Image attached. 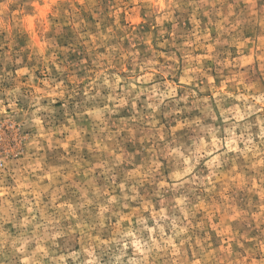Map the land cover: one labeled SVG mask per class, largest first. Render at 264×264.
I'll return each instance as SVG.
<instances>
[{
  "label": "clouds",
  "instance_id": "obj_1",
  "mask_svg": "<svg viewBox=\"0 0 264 264\" xmlns=\"http://www.w3.org/2000/svg\"><path fill=\"white\" fill-rule=\"evenodd\" d=\"M13 2L17 0H0V73L14 82V87L0 94V118L14 121L21 112L18 99L23 95V85L15 71L6 70L8 65L20 66V72L28 77V87L39 90V85L32 83L36 79L35 69L24 64L21 53L30 52V58L43 65L42 83L46 87L40 94L28 92L33 109L30 126L37 134L27 147L35 151L25 154L23 160L0 158V264H264V83L260 79L254 82L248 75L249 68L241 71L244 65L254 64L255 57L264 78V4L261 0H109L106 9L98 7L100 0H23L21 17L11 23L8 11ZM189 9L193 17L206 9L203 15L209 17L207 27L215 28L218 33L216 44L242 45L235 61L221 60L219 54L212 56L217 76L223 77L227 70L228 75L223 79L227 91L216 88L213 77L198 67L188 68L180 85L153 82L155 55L138 64L134 52H129L132 71L122 76L127 62L119 59L120 46L110 45L108 53L94 61L95 76L85 84L82 106L76 105L82 110L74 114L75 119L67 118L68 135L52 140L51 130L45 131L42 113H52L55 109L51 102L45 107L40 101L49 92L61 98L78 95L82 83L75 81V87L69 90L64 79L53 78L46 72L50 64H57L61 74L66 71L59 58L68 49L62 50L56 42L66 25L75 33L77 43H87L94 49L109 45L118 32H127L141 10L146 22L159 26L161 37L166 31L165 22H173L175 35L179 29L176 20ZM84 11L95 14L97 25L109 16L118 21L120 13H125L130 24L122 27L118 22L110 23L104 25V30L97 27V43L93 44L88 39L92 26L84 23ZM213 16L220 17L218 23L213 24ZM249 26L254 31L246 37L244 31ZM47 32L52 33L51 38L46 37ZM24 33L31 39L20 52H14L15 36ZM81 35L83 40L79 39ZM208 40L206 33L198 34L196 40H189L188 47L179 51L186 56L190 49L205 47ZM249 42L250 55L245 56ZM86 64L87 60L81 61V65ZM113 68L115 73L110 74ZM192 71L196 75L189 76ZM201 77L208 83L199 91L203 93L211 88L213 96L201 97L185 87ZM178 87L183 89V95L177 96ZM104 89L109 91L106 96L101 95ZM189 101L199 115L184 119L182 114L192 111ZM126 107L129 118L119 120L121 126L110 123L112 115ZM28 115L24 113L25 117ZM86 116L93 125L91 144L84 142L85 128H80L79 133L72 130L78 127L77 120ZM169 117L175 128L161 123V119L167 121ZM177 130H181L180 137ZM59 131L63 133L65 129L62 127ZM125 131L129 139L139 144L135 152L127 153L121 146V133ZM138 133L145 143L137 140ZM183 136H187V141ZM45 141L49 147L55 143L66 151L70 147L73 150L87 147L93 153H104L106 158L97 167L103 169L101 174L111 183L100 189L95 186V178L88 180L80 186L75 202L58 207L57 193L62 194L71 184L56 179L61 175L59 170L54 171L50 184H41L47 168L46 165L41 168L45 161L41 155ZM141 150L147 154V160L127 171L117 184L113 170L120 164L135 165V157L142 154ZM162 169L167 170L166 175ZM62 174L70 180L74 171L66 166ZM225 176L221 191L214 193L217 178ZM56 184L62 187L51 194L54 199L43 204L44 190ZM145 185L154 188L151 196L141 195ZM224 185L228 186L227 193ZM233 190L246 191L259 199L255 202L249 199L246 208H237ZM204 192L208 195L204 196ZM154 207L158 210L154 211ZM48 209L53 211L49 213ZM217 214L223 222L211 225L209 222ZM197 215H200L198 221ZM233 219L238 224L229 230L227 221ZM213 230H218L219 239L225 242L214 250L211 249ZM105 255L109 256L107 262Z\"/></svg>",
  "mask_w": 264,
  "mask_h": 264
},
{
  "label": "rangeland",
  "instance_id": "obj_2",
  "mask_svg": "<svg viewBox=\"0 0 264 264\" xmlns=\"http://www.w3.org/2000/svg\"><path fill=\"white\" fill-rule=\"evenodd\" d=\"M109 0H100L98 7L107 8ZM261 3L264 4V0H261ZM23 0H17V2H13L8 11V19L11 23H14L17 17H21L23 11ZM202 10L195 17L191 14V9L184 14L182 18H178L176 23L179 25V29L173 35V22H165L163 28L166 29L164 35L161 37L159 35V26L153 25L150 22H146L144 17V10H141L140 16L137 17L136 21L132 24L131 27H127V32L121 31L117 33L115 39L109 42V45H102L99 47H95L94 49L90 47L87 43H77V37L70 26H65L63 34L57 37V45L63 50L68 49L66 55H61L60 60L64 62L66 66V71L61 74L58 71L57 64H50L46 70L47 75L53 78L64 79L66 84L69 86V90L72 87H75V81L80 80L82 83L79 85V93L78 95H65L63 98L56 95L55 93L49 92L48 95L44 96L40 101L41 105L47 106L49 102H51V106L55 109L52 113H42L44 117L45 123V131L49 132V135L52 137V140H60L68 135L70 124L67 119L68 116H72L75 119V113L78 110L76 105L81 104L83 102V89L85 84L90 83L89 78H94L95 72L97 70V64L94 61L97 60L98 57H103L109 51L110 45H119V59L122 61H126L124 64L125 71L121 73V75H126L127 72L132 71L131 61L129 59V52L136 53L137 63H142L144 61L151 60L155 55V66H154V75L153 82L159 83H167L170 85H180L182 81V77L185 74V71L188 68L196 69L197 67L201 72H205L208 75L213 77L212 83L216 86V88H221L224 91H227V87L223 84V79L227 77L228 73L225 70L224 76H217V65L214 62L212 56L214 54H219L218 58L221 60L231 59L235 61L239 55V50L241 46H229L225 44L223 46L216 44L217 41V30L215 28H208L209 17L203 15ZM179 17V13L176 14ZM84 17V23L90 24L92 26V32L89 34L88 39L92 40L93 44H96L97 41L95 39V30L98 27L100 30H104V25L110 23L118 22L122 27H125L130 24V22L126 19L125 13H120V19L117 21L115 18L109 16L107 20L104 21L103 24L97 25L95 14L84 11L82 13ZM193 19L197 22L193 23ZM213 24L219 22L220 17L213 16L212 18ZM34 30V27L33 29ZM254 29L249 26L245 29L244 34L246 37L252 35ZM207 34L209 36V40L205 42V47H195L194 50H189L188 54L182 55L179 51L180 48L188 47L189 40H196L198 34ZM7 33H5L6 35ZM52 33L47 32L46 37L51 38ZM221 39H225L226 37H220ZM2 39V37H0ZM31 39V36L28 33H24L22 35H16L15 41L16 46L14 48V52H20L21 48H24L28 40ZM80 40H83L84 37L81 35L79 37ZM43 43V42H42ZM213 44H216L215 49L213 48ZM135 45V47H133ZM251 42H249L248 49L245 50V56L250 55ZM6 50V49H5ZM228 53L231 55L229 56ZM175 54V58L171 57ZM24 59V64L28 65L29 68L35 69V77L32 81L33 85H39V90L36 88L28 87V77L25 74L20 72V66L8 65L9 71H15V73L20 78V83L23 85L22 91L23 95L18 99V107L21 109L20 114L14 119V121H6L3 118H0V158L6 157L7 160H23L24 155H31L32 151L35 149H29L27 144L31 140L33 136L37 134V130L30 126L31 122V112L32 108L31 97L29 95V91H37V94H40V91L46 87L45 84L42 83L45 79V70L43 65L38 64L37 61L33 58H30V52L21 53ZM47 55V53H44ZM17 57L14 55L13 60ZM168 58V59H166ZM243 59V58H241ZM82 60H87L86 65H81ZM254 64L252 65H244L241 71H244L246 68L248 69L249 77L254 80L260 79L261 83H264V78H261L260 64L253 57ZM106 63V62H105ZM174 69V71H173ZM137 72H141L140 68L136 69ZM115 73V68L110 69V74ZM147 74V73H141ZM189 76L196 75L195 71L189 72ZM0 76H3V73H0ZM57 79V82H59ZM148 82L146 81L145 84ZM208 81L201 77L200 79H196L191 83L185 85L186 88L191 89L193 92L197 93L198 96H213V90L209 88L206 92L201 93L199 89L207 84ZM247 83V81H245ZM14 87V82L6 76H3L0 79V94L5 92L6 90ZM163 90V89H162ZM119 91V90H118ZM108 89H104L101 92V95H108ZM184 91L182 88H177V96L183 95ZM2 98V97H0ZM65 102H67V108H65ZM103 106V105H102ZM183 107V104L181 105ZM188 107L192 109L191 112L183 113L184 119H188L190 117L194 118L199 115V111L196 108H193L192 102L189 101ZM168 109H163L162 111H167ZM27 112L28 117L24 116V113ZM130 116L129 109L126 107L122 109L119 113H114L112 115V121L110 123H115L117 126H121L119 124V120L127 119ZM251 119H255V117H251ZM27 121V122H25ZM161 123L165 125H172L173 128L176 125L173 123L172 118L169 117L167 121L161 119ZM78 127L72 129L79 133L80 128H85L87 131L84 134V142L87 144L93 143V125L92 122L87 118V116L83 120H77ZM14 125V126H13ZM64 128L65 131L62 133L59 131L60 128ZM142 127V126H141ZM157 127H160V124H157ZM115 130V129H113ZM181 130H177V136L180 137ZM187 131V130H186ZM129 133L127 131L121 133V146L125 148L127 153L135 152L137 148H139V144H136L134 141L128 138ZM141 133L137 134V140L140 143H145L140 140ZM43 140V135L40 137ZM183 139L187 141V136H183ZM73 143L74 142H70ZM99 143V141H96ZM141 155H137L135 157L134 164H120L113 170V174L116 176V183H120L127 171H132L136 165H139L147 160V154L143 153L141 150ZM41 155L45 157L44 164L41 165V168L44 169L45 165L47 166L45 175L41 181L42 185H48L53 180V173L56 170H59L61 175L56 176L57 180H64L65 184H71V187L64 188L63 193H57L59 199L56 200V204L58 207H67L72 202H75L80 195V186L84 185L86 181L95 178V186L97 188L103 189L107 185L111 183L109 178L105 175H102L103 169L97 167V164L106 158L104 153L96 152L93 153L89 150V148L84 147L79 150H73V148H69L67 151L65 147L59 146L57 147L55 143H53L52 147H49V142H44V147L41 149ZM67 156L68 159H61V157ZM66 166H71V169L74 171V174L71 175L70 180L65 179L62 174L65 171ZM167 174L166 169H162ZM205 174H207L205 172ZM9 183H11V178L9 177ZM223 179H227V177H219L217 178V182L215 185L214 193H218L221 191V182ZM62 185L56 184L52 188H46L44 190V195L41 197L43 204H48L50 199H54L51 195L55 193L58 188H61ZM224 189L227 193L229 191L228 186L224 185ZM154 191L153 187L149 185H145L143 189H141V195L147 194L151 196V193ZM24 189H21V194H23ZM117 192L119 190L117 189ZM169 197L171 194H168ZM204 196H207L208 193L204 192ZM232 196L236 201L237 208H246L248 205L249 199H252L253 202L259 199L258 196H250L246 191H237L233 190ZM215 199H220L219 196H215ZM134 208L136 207L135 203L132 205ZM158 210V207H154V211ZM53 211L52 209H48L50 213ZM256 211V210H253ZM204 212V209H201V213ZM94 213V210H93ZM75 219V218H73ZM200 219V215H197L196 220ZM115 220L112 221L115 224ZM222 218L214 216L212 220L209 222L211 225L221 224ZM65 225H67L68 221H64ZM229 225V230H234L235 226L238 224V221L233 219L227 221ZM255 221H253V224ZM244 229L247 228V225L243 226ZM107 235V234H105ZM212 243L211 249H216L221 245H224L225 242L219 239L218 230H213L212 233ZM255 235V233H253ZM103 238V237H102ZM79 245H77V250ZM223 249L221 248V251ZM109 256H104V261L107 262Z\"/></svg>",
  "mask_w": 264,
  "mask_h": 264
}]
</instances>
